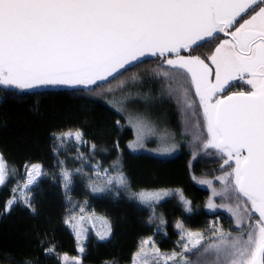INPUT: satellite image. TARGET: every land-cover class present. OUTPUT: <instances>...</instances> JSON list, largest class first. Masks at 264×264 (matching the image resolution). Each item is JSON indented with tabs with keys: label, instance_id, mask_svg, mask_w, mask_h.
<instances>
[{
	"label": "snow or ice",
	"instance_id": "obj_1",
	"mask_svg": "<svg viewBox=\"0 0 264 264\" xmlns=\"http://www.w3.org/2000/svg\"><path fill=\"white\" fill-rule=\"evenodd\" d=\"M149 55L159 60L153 76L166 82L167 95L180 106L193 161L201 153L212 155L211 150L222 161L220 174L213 179H192L211 190L206 207L225 209L234 227L225 230L213 222L206 237L177 220L181 251L161 252L149 236L134 253L133 264L138 257L151 258L153 264H264V0H0V85L17 90L5 94L4 100L43 94L34 89L60 87L71 89L68 94L84 104H94L93 98L101 94L98 89L110 77L115 79L114 73L128 71L126 66L138 67ZM234 80L246 87L231 91ZM120 86H125L123 81ZM148 98L146 93V102ZM111 107L117 113L127 110L124 102ZM127 123L136 137L128 145L133 150L143 148L146 139L157 134L144 114L129 112ZM115 124L119 127L121 120ZM53 138L60 145L69 139L85 143L80 128L53 133ZM160 139L162 154L175 149V143L168 146V132ZM25 172L23 186L12 189L4 212L23 203L35 214L33 189L46 173L39 163H26ZM8 177V163L0 153V186ZM61 177L67 195L73 175L61 167ZM116 183L128 187L123 172ZM90 187L93 192L104 190ZM170 191L141 190L134 195L151 207ZM175 192L185 213H191V201L180 189ZM215 197L222 203H214ZM154 218L153 210L149 222ZM74 221L71 216L64 223L73 228L82 254L84 230ZM159 223L163 226L164 219ZM110 232L109 227L97 235L103 240ZM44 252H55V245L49 244ZM192 254L195 260L189 258ZM70 259L82 264L80 256ZM68 260L66 253L61 255V264ZM18 264L33 261L25 258Z\"/></svg>",
	"mask_w": 264,
	"mask_h": 264
},
{
	"label": "trees",
	"instance_id": "obj_2",
	"mask_svg": "<svg viewBox=\"0 0 264 264\" xmlns=\"http://www.w3.org/2000/svg\"><path fill=\"white\" fill-rule=\"evenodd\" d=\"M220 35L223 37L222 33ZM142 59L144 63L138 67L128 66V71L120 70L122 74L115 73V79L110 77L104 82L103 88L98 89L101 94L93 98L97 101L94 104H84L69 95L72 90L66 88H42L33 90L43 93L41 95L21 94L20 99L9 96L4 100L5 94L17 90L0 85V153L9 167L6 184L0 186V264H18L25 258L31 259L33 264H61L62 254L76 256L73 231L64 223L75 205L102 214L111 228L110 237L105 240L93 233L87 236L85 251L80 256L82 264H132L140 240L159 234L155 218L149 222V217L153 216L151 209L126 194L141 189H180L191 201V213H185L177 198L166 199L156 206L165 221L164 235H159L156 241L161 251H172L177 220L190 229H203L209 220L218 218L225 230L234 227L225 209L206 207L211 190L192 179L193 176L213 179L220 174L222 161L214 150H211L212 155L201 153L193 161L190 138L183 134L180 106L167 95L166 82L153 76L158 58ZM134 75L138 77L135 81ZM121 81L131 88L138 87L137 95L145 98V94H149V106L161 115L165 131L174 134L177 151L173 156L160 158L127 149L133 131L121 113L111 107L113 98H120ZM117 119L121 120L119 127L115 124ZM75 128L84 133L83 145L71 140L60 145L54 140L53 133ZM59 161L64 164L61 166ZM26 163H39L46 173L38 178L39 184L33 189L36 212L33 214L21 203L10 212H4L3 206L11 197L12 187L21 179ZM61 167L73 175L67 195L62 185ZM94 167L123 172L128 187L112 185L105 192H92L90 185L97 181ZM76 169L81 171L77 173ZM213 202L222 203L219 197L213 198ZM49 244L55 245V252L46 255L44 248ZM189 258L195 260L196 255Z\"/></svg>",
	"mask_w": 264,
	"mask_h": 264
},
{
	"label": "rangeland",
	"instance_id": "obj_3",
	"mask_svg": "<svg viewBox=\"0 0 264 264\" xmlns=\"http://www.w3.org/2000/svg\"><path fill=\"white\" fill-rule=\"evenodd\" d=\"M235 81L242 82L240 80H234L231 83H234ZM131 87L132 86L127 85V84H125L124 87H121L120 94H118L120 96V98L119 99H117V98L114 99L113 98V100L111 99L112 100L111 105L115 104V102L116 103L124 102L127 110L125 112H122L121 115L125 118L126 123H127V116L129 114V112H131L133 114L141 113V114L146 115L150 119V121L155 124V126L157 128V134L153 135V136H149L146 139L143 148H136L135 150H133L132 148H129L128 145H129V142L135 140L136 137H135V133H134V130H133L132 126L127 123V125L130 126L132 131H133V138L127 143V145H126L127 149L129 151L133 152V153H146V154L153 155V156L160 157V158H169V157L173 156L176 153V151H177V146L169 154H162L161 151H160L161 148L164 147V144L162 143L160 137H161V135H163L164 132H167L164 129L165 127L162 125L163 120L161 119V115L157 111H155L153 108H151V106H149L148 101L146 102L144 97L136 94V91L138 90V87H135V88H131ZM113 101H114V103H113ZM168 133H169L168 146H171V144H173L175 142H174V139H172L171 133L170 132H168ZM69 140L77 143L74 139H69ZM83 144L84 143H79V145H83ZM29 165H31V164H29ZM94 171L95 172L93 174L96 175V180H97L94 183V185L104 188L103 191H99V192L107 191L108 189H110V187L112 185L115 188L116 187H119V188H122V189L124 188V187H121L120 185H118L116 183V178L120 175L119 172H117V171L110 172V171H108L106 169L102 170V169H100L98 167H94ZM26 178H27V174H26L25 168H24L23 175H22L21 179L12 187V189L14 187H17V188L22 187L23 183H24V180H26ZM110 179L112 180V183L108 184L107 182ZM90 190H91V187H90ZM141 190H144L146 192H155V191H158V190H161V189H150V190L149 189H141ZM141 190H138V191L133 192V193L132 192H126V194H127L128 198H130L131 200L135 201L136 203H138V204H140L142 206H145V207H149L147 204L141 203L136 198V196L134 195L135 193H138ZM166 190H171L170 191V195H168L166 197H163L158 202L153 201L152 202V206L149 207L151 209L152 215H153V210L155 211L156 232L159 233L158 235L153 236V241L155 243L158 240V236L159 235H164V233H163L164 225L160 226V223H159L160 219L163 218V215L161 213L157 212L156 206L159 203H161L162 201H164L166 199H170V198H177V200L180 202L179 196L175 192V189H166ZM12 195H13V192H11V196ZM17 195H18V193H17ZM21 204H23V203H21ZM80 208H81V205H75L74 208L70 211V214L66 218H69L71 216H75L76 217V221H74V222L78 221L80 223V227L84 230L82 232L80 244H81V246H84L86 238H87V236L90 233L95 234L96 237L98 239H100V237L97 235V233L104 234L108 230V228L110 227V223H109V220L107 218H105L102 214L91 212V211H86V210L81 212ZM81 216L84 217V219L82 221L79 220V218ZM217 221H218L220 226L224 227V223L218 218V219L209 220L207 222L206 226L203 229H190L188 227H185V228H187V229H189L191 231H194V232L195 231H200V232L204 233V235L207 237V236H210V232L208 231V229H209L211 223L217 222ZM66 225L69 226L68 224H66ZM70 228L73 231L74 238L76 240V245H77V248H78L76 234H75L73 228L72 227H70ZM110 234H111V232L109 233V235L105 239L109 238ZM105 239H103V240H105ZM144 239H146V238H144ZM144 239H142V240H144ZM142 240H140V242H139V248L141 247V241ZM179 240H180V230L177 228V237L174 240L172 251L173 250H176L177 252L181 251L182 245H178L177 244V241H179ZM156 246H157V243H156ZM139 248H138V250H139ZM161 252H164V251H161ZM167 253H171V251H167ZM81 255L82 254L79 253L78 250H77V255L76 256H81ZM68 258H69V260L67 262H65V264L71 262V259H70L71 257H68ZM144 259H148L149 260V264L153 263L151 258H140V257H138L137 258V264H143V260ZM60 261H61V259H60ZM132 264H133V261H132Z\"/></svg>",
	"mask_w": 264,
	"mask_h": 264
},
{
	"label": "flooded vegetation",
	"instance_id": "obj_4",
	"mask_svg": "<svg viewBox=\"0 0 264 264\" xmlns=\"http://www.w3.org/2000/svg\"><path fill=\"white\" fill-rule=\"evenodd\" d=\"M231 84L233 85V87L231 88V91H237V90H240L242 87H246L245 85H243L242 82H239V81H235L234 83H231Z\"/></svg>",
	"mask_w": 264,
	"mask_h": 264
},
{
	"label": "water",
	"instance_id": "obj_5",
	"mask_svg": "<svg viewBox=\"0 0 264 264\" xmlns=\"http://www.w3.org/2000/svg\"><path fill=\"white\" fill-rule=\"evenodd\" d=\"M150 56V55H149ZM149 56H146V57H149ZM146 57H143V58H146ZM128 67V66H126ZM115 74V73H114ZM47 88H53V87H47ZM57 88H60V87H57ZM39 89H42V88H39ZM39 89H34V90H39Z\"/></svg>",
	"mask_w": 264,
	"mask_h": 264
}]
</instances>
